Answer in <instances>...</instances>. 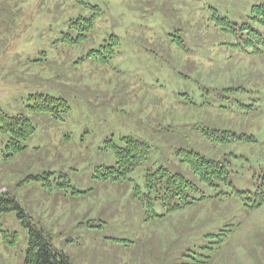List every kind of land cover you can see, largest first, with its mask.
I'll list each match as a JSON object with an SVG mask.
<instances>
[{"label":"rangeland","instance_id":"374dc122","mask_svg":"<svg viewBox=\"0 0 264 264\" xmlns=\"http://www.w3.org/2000/svg\"><path fill=\"white\" fill-rule=\"evenodd\" d=\"M262 4L0 0V109L29 116L36 128L11 161L0 141V191L16 197L72 264H186L192 240L206 245L214 210L158 205L164 216H155L132 198L133 183L161 167L199 182L180 149L228 160L239 190L263 185L264 38L251 31ZM81 15L94 16L91 28ZM38 93L65 99L69 111L32 113ZM124 136L150 147L134 182L98 178L115 166L107 140ZM247 204L220 207V221L233 225L215 238L222 241L210 264H264V204ZM29 230L15 211L1 216L0 264H24Z\"/></svg>","mask_w":264,"mask_h":264},{"label":"trees","instance_id":"16d2710c","mask_svg":"<svg viewBox=\"0 0 264 264\" xmlns=\"http://www.w3.org/2000/svg\"><path fill=\"white\" fill-rule=\"evenodd\" d=\"M260 7L264 11V4L256 6L254 10ZM77 19L87 22L85 26L87 30L92 27L94 16L86 19L81 15ZM253 19L258 22L259 26L256 29L251 27V31L258 37L257 41L261 42L264 36L260 30L263 29L260 23H264V18L253 17ZM219 20L223 21L226 27L232 26L231 28H233L234 26L228 18L222 17ZM111 40L116 44L118 37L112 35ZM107 42L110 47L113 46V42L111 44L108 40ZM113 51L114 49L111 48V52ZM30 100L33 103L28 107L32 113H66L70 109L65 99L50 95L33 94ZM35 130L36 128L29 116L25 114L11 115L0 109V141L4 142L6 150L9 151V153L4 154L6 162L23 152L26 148L24 142L34 135ZM236 137L238 136L236 135ZM230 140V136L227 135L220 142H230ZM106 147L112 150L115 166L106 167L107 172H99L97 177L118 182H134L131 174L147 160L150 152L148 143L132 136H124L120 138V143L111 139L107 140ZM178 154L183 161L190 165L199 182L189 180L179 173H170L161 167L148 172L143 185L133 183L132 198L137 204L148 206L155 216H164L157 212L155 207L158 205L165 208V212H179L189 207H193L195 212H199L205 207H208L209 212L214 210L213 215H206V232L203 234V237L207 239L206 245H200L192 240V247L188 251L191 255L189 253L183 255L188 258L186 264H210L218 250L217 246L214 245H219L222 241L215 238H220L229 232V227L233 225L232 222L220 221V207L223 204L229 207L233 203L244 206L248 205V202L253 204L249 205L250 208L260 207L264 204V192L259 191V187H262L264 182L263 185L261 183L262 186L260 184L257 185L258 187L255 185L254 191L251 189L239 190L231 180L228 160L225 158H208L196 151L186 149H180ZM222 156L226 155L223 154ZM14 211L19 218L26 221L30 228L29 246L24 264H72L69 256L55 246L50 233L31 221L16 197L8 191H0V225L1 216ZM193 217L195 219L192 220V227L199 228L203 220L196 219V214ZM14 236L17 237L16 234Z\"/></svg>","mask_w":264,"mask_h":264}]
</instances>
